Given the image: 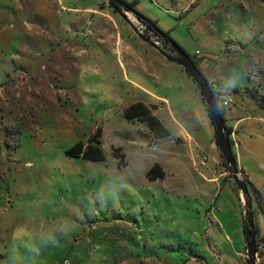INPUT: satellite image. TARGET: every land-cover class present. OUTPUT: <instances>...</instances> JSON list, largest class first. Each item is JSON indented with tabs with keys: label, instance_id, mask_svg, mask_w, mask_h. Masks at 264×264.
<instances>
[{
	"label": "rangeland",
	"instance_id": "1",
	"mask_svg": "<svg viewBox=\"0 0 264 264\" xmlns=\"http://www.w3.org/2000/svg\"><path fill=\"white\" fill-rule=\"evenodd\" d=\"M135 11L230 100L225 116L244 117L231 139L264 264V0H136ZM124 13L106 0H0V264H247L243 200L201 90L154 59L169 49ZM145 89L166 98L153 109L162 139L124 116ZM98 128L104 160L67 154ZM156 162L165 175L150 179Z\"/></svg>",
	"mask_w": 264,
	"mask_h": 264
},
{
	"label": "water",
	"instance_id": "2",
	"mask_svg": "<svg viewBox=\"0 0 264 264\" xmlns=\"http://www.w3.org/2000/svg\"><path fill=\"white\" fill-rule=\"evenodd\" d=\"M107 3L117 12L126 15L125 11L135 10L128 4L126 0H106ZM179 54L174 60L179 63L193 78L204 97L205 103L209 108L211 119L215 125L217 144L222 152V155L228 165L232 167V176L236 186L238 187L243 204H244V220H245V236L247 250V264H257V231L256 220L253 209V198L250 192L249 183L240 173L237 157L234 152L231 135L228 132L227 122L223 114L216 94L211 86L210 81L195 63L193 58L184 50L179 49L176 44L172 45Z\"/></svg>",
	"mask_w": 264,
	"mask_h": 264
},
{
	"label": "trees",
	"instance_id": "3",
	"mask_svg": "<svg viewBox=\"0 0 264 264\" xmlns=\"http://www.w3.org/2000/svg\"><path fill=\"white\" fill-rule=\"evenodd\" d=\"M127 2L135 10L136 0H134L132 2H129V1H127ZM135 15L152 32V36L157 37V39L162 42V45L169 49L170 52H166L163 50L164 53L168 55V57H170L171 59H175L179 55L176 52V50L173 48V46H172L173 44H176V46L179 49L184 50L174 40V38L170 35V32L161 29L155 21L150 20L149 18H147L145 15H143L140 12L135 11ZM141 35L148 41H150V39L152 37V36L145 35L142 33H141ZM150 42H153V41H150ZM195 63L197 64L196 61H195ZM212 88H213V86H212ZM213 90H214L216 97L219 101V94L220 93L214 88H213ZM202 99L205 103L203 95H202ZM205 105H206V103H205ZM220 107H221L223 114L225 115V111H224L225 107H223L222 105H220ZM206 109L209 113V108L207 105H206ZM209 115H210V113H209ZM124 116L129 121H133V122L138 121V122L145 123L148 126L150 132L152 133L153 137H155L156 139H162V138H164L170 134V130L165 126V124L160 120V118L153 113V107L150 105H147L143 101H137V102H134V103H131L130 105H128L124 109ZM227 127H228V132L231 135L233 127L229 126L228 124H227ZM101 136H102L101 128H98L95 131V133L88 138L87 142H84L82 140L77 142L69 150H67V154H69L70 156L82 157V158H84L86 160H90V161H102V160H104L105 159V153L101 147V143H102ZM232 142H233V140H232ZM114 154L120 158V161H122L125 158V153L122 151V147H116L114 149ZM225 164H226L227 168L230 171H232V167L230 165H228L227 163H225ZM164 175H165V173H164L160 163H158V162H156L148 171V176L150 179H156L158 177L163 178ZM236 188L238 189L237 186H236ZM238 192H239V190H238ZM261 239L264 240V238H261ZM257 240H258L257 246L259 247L260 239H259L258 235H257Z\"/></svg>",
	"mask_w": 264,
	"mask_h": 264
},
{
	"label": "crops",
	"instance_id": "4",
	"mask_svg": "<svg viewBox=\"0 0 264 264\" xmlns=\"http://www.w3.org/2000/svg\"><path fill=\"white\" fill-rule=\"evenodd\" d=\"M150 42V41H149ZM150 43H152V42H150ZM153 44V43H152ZM155 46V45H154ZM156 49L157 50H159L158 49V47H156ZM161 53H162V55H158L157 53H153V56H154V59H156V60H159V61H161V60H163V61H165V60H167V59H169V60H171L172 62H174L175 60L174 59H171L170 57H168V55L167 54H165L164 52H162L161 50H159ZM161 58H163V59H161ZM150 62V61H149ZM176 62V61H175ZM153 63L151 62L150 63V65L151 66H153L152 68H153V71L151 72L150 71V73H153V74H155V75H157L156 73L158 72V67H156V65L154 66V65H152ZM133 81V83L135 84V85H140L137 81H135V80H132ZM146 90V92L149 94V96L151 97V98H143V97H141V98H137L134 102H137V101H143L144 103H146L147 105H150V106H152L153 107V109H155V108H158L159 107V105H158V101H164V100H166V98L165 97H163V96H161V95H158V94H156V93H154V92H151V91H149V90H147V89H145ZM219 90V89H218ZM134 102H132V103H134ZM130 105V104H129ZM226 117V120H227V118H230V120H234V119H236V122H234V124H230L229 126H231V127H233V129L235 128V130H236V128H237V123L240 121V120H242L244 117H240V116H235V115H231L230 114V116H225ZM233 131V130H232ZM260 226V225H259ZM260 232H261V236L262 237H264V229H262L261 227H260Z\"/></svg>",
	"mask_w": 264,
	"mask_h": 264
},
{
	"label": "built area",
	"instance_id": "5",
	"mask_svg": "<svg viewBox=\"0 0 264 264\" xmlns=\"http://www.w3.org/2000/svg\"><path fill=\"white\" fill-rule=\"evenodd\" d=\"M157 43L162 44V42L160 40H158V39H157ZM229 103H230V100L228 98H221L219 100V104L222 105L223 107L228 106Z\"/></svg>",
	"mask_w": 264,
	"mask_h": 264
},
{
	"label": "flooded vegetation",
	"instance_id": "6",
	"mask_svg": "<svg viewBox=\"0 0 264 264\" xmlns=\"http://www.w3.org/2000/svg\"><path fill=\"white\" fill-rule=\"evenodd\" d=\"M127 1V0H126ZM125 11V10H124Z\"/></svg>",
	"mask_w": 264,
	"mask_h": 264
}]
</instances>
